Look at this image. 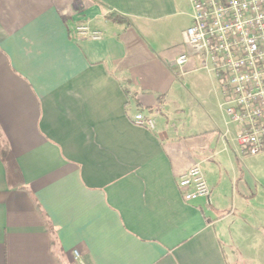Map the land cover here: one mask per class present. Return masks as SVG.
<instances>
[{"label":"crops","instance_id":"crops-1","mask_svg":"<svg viewBox=\"0 0 264 264\" xmlns=\"http://www.w3.org/2000/svg\"><path fill=\"white\" fill-rule=\"evenodd\" d=\"M183 1L0 0V264H264V151L241 154L206 72L212 111L182 94L203 72L172 67ZM196 163L209 196L185 202Z\"/></svg>","mask_w":264,"mask_h":264},{"label":"built area","instance_id":"built-area-1","mask_svg":"<svg viewBox=\"0 0 264 264\" xmlns=\"http://www.w3.org/2000/svg\"><path fill=\"white\" fill-rule=\"evenodd\" d=\"M191 25L183 31L184 51L173 61L182 76L195 60L218 85L219 105L226 123L235 124V142L244 156L264 151V0H189ZM80 39L99 41L101 34L79 23ZM135 125L153 129L155 122L142 113ZM177 187L185 202L208 198L209 188L200 163L183 174ZM77 264H84L73 251Z\"/></svg>","mask_w":264,"mask_h":264},{"label":"rangeland","instance_id":"rangeland-1","mask_svg":"<svg viewBox=\"0 0 264 264\" xmlns=\"http://www.w3.org/2000/svg\"><path fill=\"white\" fill-rule=\"evenodd\" d=\"M190 8L191 7L189 4V0L183 1L182 11L184 12V14H182L178 18V22L176 23V29L177 30L187 28V26L189 25ZM194 76H198L199 79H196V81H194V83H191L190 86L188 85L186 88H183L182 94H192L193 95L192 97L190 95H186V101L188 102V104L189 103L192 104V106H194L196 103L195 98H193V97L198 96L202 101L201 102L202 106H204L206 109L212 111L213 107L215 106L213 103V95L212 94H215V93H214V90L212 88V85L210 86V83H209L210 81L207 77V74L205 73V71H203V72L194 73ZM179 83H181V81ZM217 94H219V105H220V103L222 101V96H221V93L219 90L217 91ZM195 95H197V96H195ZM184 105H185V101H184ZM178 106H180L179 98H178V96H173L171 107L176 108ZM195 106H194V108H196V109L201 108V107H197V105H195ZM188 107H189V105H188ZM187 110H188V108H187ZM187 113H189V112L187 111ZM189 118L190 117L188 115V117H186V119H187L186 122L189 121Z\"/></svg>","mask_w":264,"mask_h":264},{"label":"trees","instance_id":"trees-1","mask_svg":"<svg viewBox=\"0 0 264 264\" xmlns=\"http://www.w3.org/2000/svg\"><path fill=\"white\" fill-rule=\"evenodd\" d=\"M105 19L110 21L111 23L123 24L126 26L130 25V22L127 18L110 11H106Z\"/></svg>","mask_w":264,"mask_h":264}]
</instances>
